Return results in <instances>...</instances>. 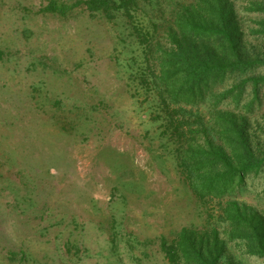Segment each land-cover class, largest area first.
Listing matches in <instances>:
<instances>
[{
	"label": "rangeland",
	"instance_id": "1",
	"mask_svg": "<svg viewBox=\"0 0 264 264\" xmlns=\"http://www.w3.org/2000/svg\"><path fill=\"white\" fill-rule=\"evenodd\" d=\"M47 1L0 0V264H165L159 237L203 217L134 95L137 38L120 12ZM160 4L146 10L167 16Z\"/></svg>",
	"mask_w": 264,
	"mask_h": 264
},
{
	"label": "trees",
	"instance_id": "2",
	"mask_svg": "<svg viewBox=\"0 0 264 264\" xmlns=\"http://www.w3.org/2000/svg\"><path fill=\"white\" fill-rule=\"evenodd\" d=\"M163 1L167 16L146 10ZM81 6L126 18L140 48L134 95L151 102L203 217L159 237L165 264H239L232 250L264 260V0H48L39 11ZM116 236L126 233L114 231L113 248Z\"/></svg>",
	"mask_w": 264,
	"mask_h": 264
}]
</instances>
